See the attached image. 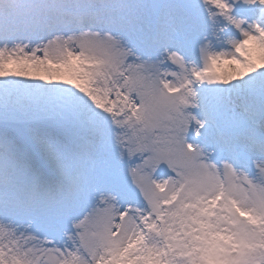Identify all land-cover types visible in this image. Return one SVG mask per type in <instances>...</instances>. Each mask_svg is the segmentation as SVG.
Segmentation results:
<instances>
[{"label": "snow or ice", "instance_id": "6c2138e0", "mask_svg": "<svg viewBox=\"0 0 264 264\" xmlns=\"http://www.w3.org/2000/svg\"><path fill=\"white\" fill-rule=\"evenodd\" d=\"M0 264H264V0H0Z\"/></svg>", "mask_w": 264, "mask_h": 264}]
</instances>
